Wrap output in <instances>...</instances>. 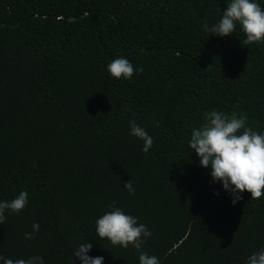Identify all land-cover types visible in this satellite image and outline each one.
Segmentation results:
<instances>
[{"label": "trees", "instance_id": "1", "mask_svg": "<svg viewBox=\"0 0 264 264\" xmlns=\"http://www.w3.org/2000/svg\"><path fill=\"white\" fill-rule=\"evenodd\" d=\"M227 2L0 0V201L29 194L5 211L0 255L82 264L74 252L92 243L104 264H139L96 233L113 204L153 233L143 250L160 264H246L264 248V195L233 205L189 148L213 110L264 134V43L202 28ZM119 57L143 72L113 78ZM133 119L154 139L147 153Z\"/></svg>", "mask_w": 264, "mask_h": 264}, {"label": "clouds", "instance_id": "2", "mask_svg": "<svg viewBox=\"0 0 264 264\" xmlns=\"http://www.w3.org/2000/svg\"><path fill=\"white\" fill-rule=\"evenodd\" d=\"M238 26L246 37L244 44L264 43V8L256 0H228L219 22L210 27L206 20L202 21L205 32L219 37L232 36ZM107 71L113 78L130 80L137 71L142 73L143 68L136 69L128 59L119 57L108 63ZM203 119L202 125L192 130L189 141V148L194 150L200 165L211 169L212 181L222 183L223 189L233 197V205L243 199L244 192L250 193L252 200L260 199L264 195V134L246 127V113L227 115L213 110L205 112ZM129 125L130 135L144 142L142 151L147 153L154 144L153 137L135 119L129 121ZM124 188L135 194L131 180L124 183ZM28 196L26 191H21L11 201H0V223L5 222L6 210L17 214L23 211ZM32 228L33 232H38L39 224L34 223ZM95 230L99 238L108 239L113 246L135 248L139 253V264H160L157 256L143 250L153 233L115 204L96 220ZM25 238L33 239L34 236L25 233ZM92 248V243H82L74 256L82 264H104L103 257L88 255ZM0 261L3 264H44L43 257L38 255L15 260L0 255ZM246 264H264V248L251 254Z\"/></svg>", "mask_w": 264, "mask_h": 264}]
</instances>
